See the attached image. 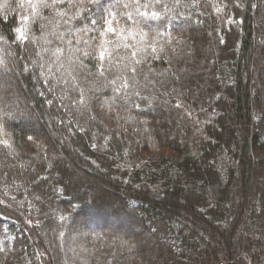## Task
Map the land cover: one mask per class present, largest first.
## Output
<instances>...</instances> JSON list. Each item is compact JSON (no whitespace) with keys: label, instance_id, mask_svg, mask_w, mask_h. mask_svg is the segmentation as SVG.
<instances>
[{"label":"trees","instance_id":"1","mask_svg":"<svg viewBox=\"0 0 264 264\" xmlns=\"http://www.w3.org/2000/svg\"><path fill=\"white\" fill-rule=\"evenodd\" d=\"M32 3L0 0V264H264V0Z\"/></svg>","mask_w":264,"mask_h":264},{"label":"snow or ice","instance_id":"2","mask_svg":"<svg viewBox=\"0 0 264 264\" xmlns=\"http://www.w3.org/2000/svg\"><path fill=\"white\" fill-rule=\"evenodd\" d=\"M26 2L28 3V5L32 8H36L37 5L32 3V0H26ZM40 3L44 6V7H50V5H48L46 3V0H40ZM113 13H109V16H113ZM153 17H156L158 14H152ZM130 18V17H129ZM24 19H28L27 17H25ZM93 23H95V21H93ZM105 23L108 25L106 32L107 33H115L117 30L115 28H113L112 25V20L109 19L107 21H105ZM16 32L20 33L21 37H23L24 34V30L23 28H17L15 30ZM110 43V41H105L104 43H102L101 45H99V51L97 53V55L99 56V59L103 60L106 57L110 58L111 57V52H109L107 50L106 44ZM85 55H88V53H85ZM6 115H10V114H6ZM8 135H10V133L7 132L4 123H0V137H7ZM31 139V137L29 138ZM0 143L4 144L5 146H10V141L8 139H0Z\"/></svg>","mask_w":264,"mask_h":264},{"label":"rangeland","instance_id":"3","mask_svg":"<svg viewBox=\"0 0 264 264\" xmlns=\"http://www.w3.org/2000/svg\"><path fill=\"white\" fill-rule=\"evenodd\" d=\"M238 134H240V136L243 134V131H241V130H239V131H237V133H235V135H236V137H239L238 136ZM139 227H140V225H139ZM141 228V227H140ZM81 231V232H80ZM78 234H79V236L80 235H82L83 234V232H82V230H79L78 231ZM70 236H73V234H70ZM76 236V235H75ZM78 236V235H77ZM73 238V240L75 241V242H78L79 241V237H72Z\"/></svg>","mask_w":264,"mask_h":264}]
</instances>
